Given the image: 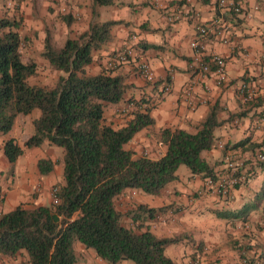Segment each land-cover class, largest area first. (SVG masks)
<instances>
[{
    "label": "crops",
    "instance_id": "crops-1",
    "mask_svg": "<svg viewBox=\"0 0 264 264\" xmlns=\"http://www.w3.org/2000/svg\"><path fill=\"white\" fill-rule=\"evenodd\" d=\"M240 3V10L235 13L219 9L215 0H160L158 4L150 0H111L107 4H96L92 0H0V15L19 20L17 31L20 36L27 38L26 58L33 55L36 63L48 69L47 60L40 54L45 29L49 31L53 45L60 46L62 43L59 45L56 40L63 35L75 36L86 29L93 19L118 20L110 26L109 40L93 51V60L86 65V69L94 73L104 66L111 73L122 74L124 82L128 84L122 99L104 106L106 122L113 127L121 126L134 109L146 108L152 117V123L138 129L123 143L134 155L158 157L165 149L164 143L158 138L160 128L181 127L192 131L213 105L219 107L216 113L219 124L212 131L213 144L201 150L200 155L215 173L222 170L227 160L238 163L241 171L251 172L246 181L231 187L225 196H219L203 186V176L191 173L186 166H182L179 172H176V168V177L161 188L160 195L145 194L140 189L127 187L117 198L123 199V204L128 208H134L137 203L149 207L171 203L165 210H157L153 217L146 218L143 223L146 224L144 227L148 226L159 236L182 234L178 242L168 244L164 250L177 264H187L191 251L205 247L201 240L203 237L199 236L197 242L191 244V236L197 237L195 233L200 229L208 230L211 227L215 231L214 226H210L212 222L221 224L218 232L222 229L227 231L226 228H232V225L241 228L250 226L255 238L264 243V236L259 235L256 226L264 211V194L261 193L264 162L260 164L255 158L257 151L264 153V0H240ZM60 8L70 14L69 23L62 19L61 14L64 12L59 13ZM220 13L228 28L229 41L224 44L213 36L217 25L212 20ZM204 23L209 25L208 34L202 38L205 53L216 52L224 59V79L219 83L214 73L209 72L201 77L189 68L194 51L188 42L196 32V27ZM126 44L133 45V56L126 62L109 67L108 58ZM137 59L148 61L154 74L152 81L145 80L137 72L134 61ZM52 71L54 77L60 73L56 69ZM40 82L36 84L42 85ZM164 82L169 85L167 91H161ZM189 83L193 84L191 95L194 105L191 107L183 98ZM240 83L250 89V99L243 100L238 95L237 86ZM231 113L234 115L231 116ZM29 134L25 132L18 139L22 142ZM243 137H247L245 143L229 147ZM5 138L0 134V213L17 204L31 206L48 203L51 187L60 183L58 175L61 164L54 163L51 171L39 174L36 160L41 156V148L32 146L22 150L13 164V170H6L9 165L2 153ZM250 143L260 145L252 148ZM45 144L55 147L48 141ZM58 150L56 148V152ZM33 154L37 157L32 160ZM21 155H25V158L20 163ZM48 157L55 161V157ZM240 208L247 210L235 218L215 214V211L228 214ZM191 209L198 218L191 215ZM191 216L194 219L192 222ZM144 227L140 226L141 229ZM234 232L244 239L243 230L236 229ZM227 235H223L224 239H228ZM72 245L74 251L81 250L83 255L87 253L94 256L90 262L78 264H106L95 256L91 248L83 247L78 240H73ZM0 257L4 260L9 258L15 264L20 259L27 263L23 250L14 256L0 254ZM241 261L243 259H240L243 264ZM126 262L123 259L117 263Z\"/></svg>",
    "mask_w": 264,
    "mask_h": 264
},
{
    "label": "trees",
    "instance_id": "trees-1",
    "mask_svg": "<svg viewBox=\"0 0 264 264\" xmlns=\"http://www.w3.org/2000/svg\"><path fill=\"white\" fill-rule=\"evenodd\" d=\"M92 1L107 4L111 0ZM61 17L69 23V13ZM117 21L93 19L86 29L66 37L60 46L53 45L45 29L40 54L50 68L60 73L53 84L40 85L26 80L36 71L37 63L21 58L20 47L27 38L17 31L19 20L0 15V132L11 129L17 114L39 109V114L31 120L33 130L22 145L9 136L3 140L2 153L12 165L23 147L37 146L43 141L60 146L63 179L52 186L56 201L50 199L48 203L31 206L17 204L0 213L2 255L14 256L23 250L28 264H73L72 242L78 240L106 264L123 259L134 264H177L164 250L168 244L178 242L182 234L159 236L143 223L171 203L158 207L137 203L123 212L115 201L127 187L160 195L161 188L176 177L175 170L180 164L191 173L214 176L216 173L200 151L213 144L212 131L219 124L216 119L219 107L213 105L192 131L181 127L160 128L158 138L165 149L156 158L134 155L123 147L138 129L153 119L144 108L132 110L121 126L113 127L106 122L104 106L122 99L128 84L118 72L101 68L91 73L86 69L93 60V51L109 40L110 26ZM246 141L247 137H243L229 147ZM249 145L253 148L260 144ZM53 165L49 157L36 160L41 174L51 171ZM246 173L251 175L249 171ZM261 187L264 194V185ZM246 210L240 208L228 214L215 211V214L235 218ZM125 214L144 228L134 229L133 225L122 223ZM243 243L237 250L243 264H264V243L257 241L258 248Z\"/></svg>",
    "mask_w": 264,
    "mask_h": 264
},
{
    "label": "rangeland",
    "instance_id": "rangeland-1",
    "mask_svg": "<svg viewBox=\"0 0 264 264\" xmlns=\"http://www.w3.org/2000/svg\"><path fill=\"white\" fill-rule=\"evenodd\" d=\"M58 12L59 13L60 12L66 13L67 11L65 9L60 8L58 10ZM67 36H69V35H67ZM65 37L66 36L63 35L59 40H56L57 41L56 43H59V45H60L65 40ZM26 43H27V41L24 42L20 47L21 58L23 60L33 59V57H32L33 55L30 58L29 57L26 58V52L28 51L26 46H25ZM33 51H35V49H33ZM38 54L39 53H37V55ZM34 55H36V54H34ZM101 68H105V67L103 66ZM36 69H37V71H35L32 75L27 76L26 80L29 83H38L40 81H41L40 83H42V85H51L54 83L56 77L53 76L52 68L48 69L47 67L45 68V66L43 64L37 63ZM43 75H44V77H43ZM38 114H39L38 108H33L26 114H17V116L14 119V123H13V126L11 127V129L5 133L0 132V134L5 136V137H9L11 135H14L16 140H18V144L22 145V142L18 139V137L22 138L23 134L25 132H28V133L32 132L33 126H32L31 120L33 118H35ZM37 146H40L39 148H41L40 154L38 152V154L41 155L40 157H48V155H50L52 158L55 157L54 163H57V162L60 163V158L62 155V148L60 146L55 145V147H52V146L50 147L49 144L48 145L45 144V141H43L41 144H39ZM124 146H126V145L123 144V147ZM56 148L59 149L58 152H56ZM25 149H26V147H23L22 150H25ZM36 157H37V155L33 154L31 159L33 160ZM23 158H25V155L20 156V163L23 162ZM4 160L7 163V165H9V167H6V170H13V164L14 163L12 165L9 164V162L6 160L5 156H4ZM57 165L59 166V164H57ZM182 166L185 167V165H183V164L178 165L176 172H179L180 168ZM39 174H41V173H39ZM58 181H60V183L63 181L61 170H60L59 175H58ZM37 185H39V184H37ZM145 194H147V193H145ZM123 202H124L123 199H117L115 201L117 207L120 208L119 210L124 212L130 208L125 206V204H123ZM191 215L195 218H198V215H196V213H192V209H191ZM192 216H191V222L194 220V219L192 220ZM128 217L129 216L127 214L123 215L122 219H121L122 223H124L125 225H133L134 229H140V226H142V225H139L137 223L132 222ZM165 221L166 220H164V222ZM210 226H212V227L214 226L213 228H215V231H213V229L211 227L208 228V230L200 229L198 231V233L197 232L195 233V234H197V237H193V235L191 233V235H192L191 236V244H195L197 242V239L199 238V236H201L203 238L206 237L205 240L208 243V247L206 246L204 239L201 238L202 243H204L205 247L204 248L202 247L201 250L191 251V253H189L188 260L186 261L187 264H241L240 259H242V258L239 257L237 254L238 246H241V245L238 243H243V242H247L245 244L252 243L254 246L257 247L256 242L260 241L257 238H255V236H254L255 232H254V230H251L249 228L250 226L245 227V228H241L239 225L238 226L232 225V228L231 227L226 228L227 231H225V229H222L219 232H218V229H220L222 227L221 224H217V223L212 222ZM256 226H257V230H259V235L261 234L262 236H264V231H263L264 230V211H263V213L261 212L259 220L256 222ZM210 229H212V230H210ZM236 229H237V231H240V230L244 231L243 232L244 239H243V237L240 238V236L237 235L238 234L237 232H234ZM226 234H228L227 235L228 239H224V237H223V235L225 236ZM187 237H189V235H187ZM260 242H262V241H260ZM74 255H75V261L73 262V264H78L81 262L88 263V262H90V258L94 257V256H91L90 254H87V253L83 255V252L81 250H75ZM7 260H10V259L7 258ZM126 260H127L126 264H134L131 260H129V259H126ZM3 262H4V259H2L0 257V264H3ZM19 262L21 263L22 260L20 259ZM241 262L243 263V261H241ZM12 264H15V263L12 261ZM93 264H94V262H93Z\"/></svg>",
    "mask_w": 264,
    "mask_h": 264
},
{
    "label": "built area",
    "instance_id": "built-area-1",
    "mask_svg": "<svg viewBox=\"0 0 264 264\" xmlns=\"http://www.w3.org/2000/svg\"><path fill=\"white\" fill-rule=\"evenodd\" d=\"M151 2L158 4L160 0H150ZM217 7L223 10H229L231 12H238L240 10V0H215ZM212 23L217 25V28L213 31V36L221 43H228V35L226 27L227 24L222 17L221 13L215 16ZM209 32L208 24H199L196 27V32L193 37L190 38L188 44L194 51V58L189 62V68L198 72L201 77L206 73H214L215 80L217 83L224 79V59L223 56L216 52L205 53L204 42L202 40L203 36L207 35ZM134 48L132 44L123 45L120 49L114 51L107 60V65L109 67H114L120 63L126 62L129 58L133 56ZM206 57V59H205ZM135 61V67L137 72L147 81H152L154 79L153 71L145 59H137ZM212 65V66H211ZM193 84L189 83L184 90V102L188 106L194 105L191 95ZM169 89L168 83L164 82L161 86V91H167ZM238 95L241 96L243 100L250 99L252 93L249 88L244 83H240L237 86ZM204 99L201 100L203 102ZM255 158L258 161H264V153L262 151H257ZM247 173L241 171V167L238 163H233L230 160L225 162L222 170L217 172L214 176H205L203 180V186L209 189L212 193L219 196H225L231 187L234 185L244 182L248 179ZM55 188H51V200L56 201V196L52 193ZM2 197V192L0 191V198ZM3 264H12L11 259H5ZM17 264H28L26 262H18Z\"/></svg>",
    "mask_w": 264,
    "mask_h": 264
}]
</instances>
